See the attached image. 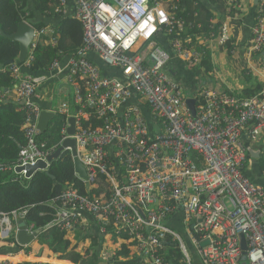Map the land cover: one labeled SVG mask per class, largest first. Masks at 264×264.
Masks as SVG:
<instances>
[{
	"label": "built area",
	"instance_id": "obj_1",
	"mask_svg": "<svg viewBox=\"0 0 264 264\" xmlns=\"http://www.w3.org/2000/svg\"><path fill=\"white\" fill-rule=\"evenodd\" d=\"M180 1L58 0L56 11L61 15L72 2L73 15L83 28L80 48L62 68L68 81L75 82L71 83L78 110L71 137L86 171L82 180L91 187L103 177L107 192L89 196L65 188L48 203L54 211L50 225L71 230L81 224L80 213H87L101 233L112 226L128 236L136 264H173L163 255L169 246L178 247L186 264H192L191 255L201 264H264V187L247 173L250 158L245 147V141L258 145L264 139V0L256 1L246 44L248 52L258 56L262 89L250 97H237L204 86L193 97L194 115L184 86L172 77L168 64L176 55L189 68L195 67L207 55L209 42L225 45L230 40L226 20L243 14L244 0H224L222 19L217 26L214 18L209 19V38L196 46L191 38L177 36L202 27L176 14ZM159 30L173 36L172 52L155 45ZM42 35L56 46L53 27L34 28L25 60L2 68L9 72L18 110L24 114L25 143L14 164L0 163V173L46 161L54 151L37 139L42 109L33 96L39 79L22 73L30 67ZM139 39L142 42L135 48ZM144 44L150 47L148 54L139 53ZM89 53L96 54L102 65L117 68L120 76L103 74ZM60 64L55 59L50 70L60 69ZM59 112L66 116L60 145L68 136L66 103ZM87 112L96 116L99 126L83 127ZM262 160L264 165V154ZM26 212H0L2 238L12 231L10 219H23ZM177 214L179 232L170 224ZM241 237L247 246L244 262ZM100 257L107 261L114 252L102 251Z\"/></svg>",
	"mask_w": 264,
	"mask_h": 264
},
{
	"label": "trees",
	"instance_id": "obj_2",
	"mask_svg": "<svg viewBox=\"0 0 264 264\" xmlns=\"http://www.w3.org/2000/svg\"><path fill=\"white\" fill-rule=\"evenodd\" d=\"M57 3L58 0H0V32L12 34L16 30L18 22L26 17L24 14L28 12L27 19L36 29H40L46 26V24L42 21H36L34 19L35 13H40L57 20V23L52 25L57 36L56 46L52 47L51 45L37 42L33 48V58L30 67L23 68L28 69L33 74L49 71L50 65L55 59L61 63L63 59L75 55L82 44L83 28L73 13L70 12V9H68L70 2L67 4V13L65 15H61L56 11ZM194 11L196 12V16L193 15ZM223 11L224 0L180 1L176 14L182 16L185 20L199 23L202 27L200 29L186 30L184 34L177 36H180L182 39L191 38V45L197 40L203 42V40L209 38V34L212 31L210 30L209 19L214 18L217 14H222ZM215 24L216 26L218 25V23ZM158 33L166 34L164 30ZM170 37L172 38L173 36ZM196 45H200V43ZM233 46V40H229L227 44L221 47H230L231 50ZM169 52H172L170 50V43ZM18 55V43L4 37L0 33V163L14 164L20 148L25 143L24 131L22 129L24 114L18 110L19 103L17 100L15 101L11 97H7L9 90L12 89L11 77L9 72L2 71V68L8 66L10 60H18ZM209 55L210 52L207 51V55L201 60L200 64H207ZM100 67L103 74L112 76L106 72L107 69H110L109 67L102 64H100ZM183 79L185 78L183 77ZM249 82L240 93L243 97L256 95L262 89L263 83L258 81V79L256 80L252 77L249 79ZM143 105L148 109L146 103ZM72 107L71 111L74 113L77 106L72 104ZM65 118L64 114L55 111L46 130L43 133H39L37 137L38 141L44 142L48 149L53 148L55 150L61 140V128ZM82 125L85 128H92L99 126L100 121L91 113L88 119L82 122ZM48 172L55 179L43 170L35 172L29 179L13 171L1 172L0 212L10 213L12 211L26 210L24 220L27 223V227L32 226L33 230L42 229V232L35 239V244L40 247L46 246L51 254L57 255V258L52 256L51 258L42 257L37 259L33 255H28V253L34 252V247L31 245L25 247L19 246L15 242L12 232L10 238L5 239L8 243L0 244V251L14 246L15 249L10 252L19 253L14 256H8L6 259H10L16 263L24 261L19 264H39L26 262L33 260H38L42 264H118L117 262H122L121 264H136L130 257L131 241H129L128 236L122 231L118 232L116 229L113 230L112 227H108L111 234L115 238L121 236L123 242L116 249L112 259L103 261L100 258L99 251V245L102 240L100 235L86 231L79 226L70 231H64L50 225L54 211L49 207L48 203L51 199L58 196L62 190L73 187L81 194H88L89 196L95 191L96 193L99 192V190H91L89 185H86L75 175L69 150L63 151L58 159L50 163ZM72 235H74V241ZM86 240H90L89 247L84 252L78 251L80 244ZM20 251H24L27 254ZM2 252L10 253L9 251ZM35 253L38 256L42 255L41 251ZM163 255L168 260H173V264H186L182 262V255L176 246H169L166 251H163ZM4 257L2 256L0 260L4 259ZM58 259L69 260L71 262L60 261Z\"/></svg>",
	"mask_w": 264,
	"mask_h": 264
},
{
	"label": "crops",
	"instance_id": "obj_3",
	"mask_svg": "<svg viewBox=\"0 0 264 264\" xmlns=\"http://www.w3.org/2000/svg\"><path fill=\"white\" fill-rule=\"evenodd\" d=\"M253 4L254 3H252V5L248 7V11L247 12L245 11L243 16L241 15L238 18H232V19L226 20V24L228 26V30L230 33L229 34L230 35V41L233 40V45H234L231 48V50H230V47H224V48L221 47L222 45H218L215 41H211L207 44V51L209 50V48H211L215 45L219 46V58L225 59V57H227V54L228 55L243 54V56H241L240 58H237L238 56L235 57L236 60L234 62H232V66L236 70L235 82L233 84H230L227 81L219 80L220 85H221L220 88H215L212 85V87L215 89L224 91L230 95L237 96V97H243L240 95V93L243 90V88L250 83L249 79L252 78L253 76L255 78H257L258 81H260V82L262 81V77L260 75H258V73L256 71L259 68V61H258L257 54L253 55V54L249 53L248 50H246L244 52V48H243V46H245L249 42L250 31L246 27L247 26L246 16H247L250 8L253 6ZM73 7L74 6L72 5V2H70L68 9H70L71 13L74 12ZM185 10H186V7H185ZM24 15L26 17L23 18V21L26 20L29 24H31L35 28V26L27 19L29 12L25 13ZM34 15H35L34 19L36 21H42L44 24H46V26H44V27H51L52 28V25H55L57 23L56 19L46 17L43 14L35 13ZM222 17H223V13L215 15V17L213 19L214 23H218L222 19ZM237 27H239V28H237ZM170 38L171 37L167 36V34L158 33L154 37L153 41H154L156 46L161 47V48L169 51ZM37 42L45 44V45H49L48 44L49 36L42 35L38 38ZM146 47L148 48V51L144 52V53L148 54V52L150 51V47H149V45H147ZM262 54L264 55V50H263ZM88 57L91 61H93L94 63H96L100 66L101 62L98 59L96 54L89 53ZM67 59L68 58L63 59V61L60 64L61 65L60 69H52V70L49 69V71H47V72H39L38 74H33L30 71H28V69H22V73L33 75L34 77H37L39 79V81L36 85V88H35L33 100L36 103L40 104L41 109L53 111L55 113V111L59 112L61 104L66 103L70 116H73V115H75V113L78 110L76 108L74 113H73V111H71V109L73 108L72 104L77 106L74 103V95H73L74 85L72 84L75 82L74 81H71L72 83L69 82L67 79L66 71L62 70L64 64L67 62ZM150 61L151 60H148V62H150ZM252 68H253V70H252ZM168 69H169L172 77L175 80L180 82L184 87H189L193 91L194 95L191 96L192 98L195 97L196 94H198V91L202 87H197L195 85L196 80L194 79L193 74L190 71V68L186 64V62H184L178 56L173 55L171 61L168 64ZM106 72L112 76L113 75L116 77L120 76L117 68L111 67L110 69H107ZM179 77H181V78H179ZM183 77L185 79H183ZM36 90H38L37 93H36ZM7 97H11L15 101L17 100L16 99V93H15V90L13 87H12V89L9 90ZM188 98H190V97H188ZM88 112H87V117L89 116ZM262 144H264V139H261L258 142V145L257 144L255 145L256 147H261L258 157L252 158L248 155L250 159H249V165H248L249 170L247 171V173L249 176H251V179L256 184H259V185L264 187V174H263V166L264 165H263L262 154H261L262 153L261 151L263 150ZM80 180H82V179H80ZM90 189L91 190H93V189L99 190V192H97V193H96V191L93 192V194L91 196L102 195V193L107 192V183L105 182L103 177H100V180L98 181V183L94 186H91ZM80 217L82 219L81 224L79 225L80 228H82L86 231H91L94 234L100 235L102 237L101 244L99 245L100 253L102 251L106 250V251L114 252V255H115L116 249L119 248L120 244L123 242V239L121 236H119L120 238H118V237L115 238V236H113L111 234V232L108 230V227H112V226H108L107 231H106L107 233L103 234L99 231L98 226L93 222L92 217L90 215H88L87 213H80ZM18 220H20V219H17V220L10 219V225L12 228L10 235L13 232L14 239H15L16 243H17L16 236H15L16 235V223ZM23 220H24V218H23ZM178 220H180V215L177 214L175 216V218H173L170 221V224L172 226L176 227L178 224ZM0 228H1V226H0ZM27 229L29 232H32V231H30V229L28 227H27ZM113 230H114V228H113ZM64 231H70V230H64ZM10 235H9V237H7L5 239L10 238ZM73 237H74V235H72V239H73ZM5 239L1 237V230H0V244H7L8 242L5 241ZM35 239L28 244V245H31L34 247V252L28 253V255H33L37 259L42 258V257L51 258V252L47 249V247L46 246L40 247V246L36 245ZM108 240H109V242L105 243V241H108ZM73 241H74V239H73ZM28 245H26V246H28ZM89 245H90V240H86L85 242L80 244L78 251L84 252L89 247ZM23 247H25V246H23ZM14 249H15V247L13 246V247L7 248V249L2 250V251H9L10 252V251H13ZM2 251H0V255L5 256V257H4V259L0 260V263L8 262L10 264H19V263L24 262V261H22V262L13 263V261H11L10 259H6V258H8V256H14V255L18 254L19 252L15 253V254H10L8 252H2ZM39 251H41V253H42L41 256H38L35 253V252H39ZM20 252L27 254L24 251H20ZM43 252H48L49 254L47 256H45L43 254ZM52 255L54 256V254H52ZM54 257L57 258V256H54ZM193 257L196 258V259H194L196 264H201L198 261L197 256L194 255ZM58 260L69 261V260H62V259H58ZM26 262L42 264L38 260L26 261ZM69 262H71V261H69ZM46 264H52V263H46Z\"/></svg>",
	"mask_w": 264,
	"mask_h": 264
},
{
	"label": "water",
	"instance_id": "obj_4",
	"mask_svg": "<svg viewBox=\"0 0 264 264\" xmlns=\"http://www.w3.org/2000/svg\"><path fill=\"white\" fill-rule=\"evenodd\" d=\"M256 1L253 0V6L250 8L247 16H246V21H247V28L249 30V25L251 24L253 20V14H254V9L256 6ZM161 30H159L160 32ZM4 37L16 41L19 45V55H18V61H24L28 52V48L30 43L33 40L34 37V27L29 24L26 21H19L16 27V30L12 34H6L4 32H0ZM129 54H132L131 52ZM14 60H10L8 63H12ZM187 106L191 110L192 114H195V103L196 99L195 98H187L186 99ZM144 115L148 118L147 111L146 109L141 106ZM54 112L49 111V110H44L42 109L40 111V114L38 116L37 120V128L41 133H43L49 121L53 118ZM68 126L66 128V133L68 136L62 141V143L47 157L46 161L44 160H38L34 164H27L24 166H18L15 168V173L20 174L21 172L24 171L23 176L27 179L31 178L33 174L39 170L45 171L49 176H52L48 172V167L50 163L53 160H56L59 158L61 153L65 150H69L71 153L72 161H73V166H74V173L77 174L78 178L80 179H86V171L85 168L83 167L81 161L79 160L77 156V148H76V143L75 139L72 138L71 136L74 135L75 133V117L70 116L68 117ZM245 147L247 149L248 155L252 158L258 157L259 156V151L261 147H256L255 145L251 144L248 141H245ZM53 179H55L52 176ZM42 232L41 228L35 229L32 232H29L27 229V224L26 221L23 219H20L16 223V241L20 246H26L28 245L31 241H33L37 235ZM207 241L203 242L202 244H206ZM241 247L243 249V257L242 260L243 262L245 261V255H246V242L243 237H241ZM54 256H57L54 254ZM118 264H121L122 262H117Z\"/></svg>",
	"mask_w": 264,
	"mask_h": 264
},
{
	"label": "rangeland",
	"instance_id": "obj_5",
	"mask_svg": "<svg viewBox=\"0 0 264 264\" xmlns=\"http://www.w3.org/2000/svg\"><path fill=\"white\" fill-rule=\"evenodd\" d=\"M249 2L250 0H244V8H243V14L244 12L248 11V7H249ZM239 28V27H237ZM195 38V37H193ZM197 43H200V41H196L193 45H196ZM147 45L144 44L143 47L140 49L139 53L142 52H147L148 48L146 47ZM241 46V45H240ZM224 48V47H223ZM244 48V52L247 50V46H243ZM208 52H210V55L208 56V63L205 65L199 64L195 67H193L192 69H190V71L193 74V77L195 81V85L197 87H204L207 85L210 86H214L215 88H220V82L219 80H224L229 82L230 84H233L235 82V77H236V70L235 68H233L232 66V62H234L237 58H240L241 56H243V54H238V55H228L227 57H225V59L223 58H219V46H213L211 48H209ZM237 68V67H236ZM253 70V68H252ZM253 78H255L253 76ZM257 79V78H255ZM38 92V90H36V93ZM193 91L189 88V87H184V97L185 99H187L188 97L193 96ZM198 94L195 95V97H197ZM141 104L144 102L142 99H140ZM174 231L179 232V229L177 227H173ZM118 238H120L119 236H117ZM109 242L105 241V243ZM10 254H15L14 252H10ZM43 254L45 256H47L49 253L48 252H43ZM53 255L51 254V257ZM192 257V264H195V260L193 255H191ZM15 263V262H13Z\"/></svg>",
	"mask_w": 264,
	"mask_h": 264
},
{
	"label": "bare ground",
	"instance_id": "obj_6",
	"mask_svg": "<svg viewBox=\"0 0 264 264\" xmlns=\"http://www.w3.org/2000/svg\"><path fill=\"white\" fill-rule=\"evenodd\" d=\"M141 42H142V40L139 39V40L137 41V44H136L135 48H136ZM1 257H2V255H0V258H1Z\"/></svg>",
	"mask_w": 264,
	"mask_h": 264
},
{
	"label": "flooded vegetation",
	"instance_id": "obj_7",
	"mask_svg": "<svg viewBox=\"0 0 264 264\" xmlns=\"http://www.w3.org/2000/svg\"><path fill=\"white\" fill-rule=\"evenodd\" d=\"M179 78H181V77H179Z\"/></svg>",
	"mask_w": 264,
	"mask_h": 264
}]
</instances>
